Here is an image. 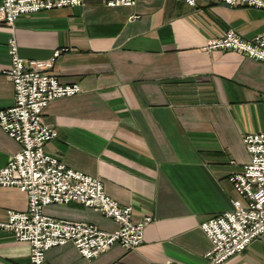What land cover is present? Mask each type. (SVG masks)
<instances>
[{
    "label": "crops",
    "instance_id": "1",
    "mask_svg": "<svg viewBox=\"0 0 264 264\" xmlns=\"http://www.w3.org/2000/svg\"><path fill=\"white\" fill-rule=\"evenodd\" d=\"M232 30L242 39L264 31V10L216 2L140 0L18 16L0 24V109L12 104L6 41L23 59L60 50L49 72L80 92L48 102L42 121L56 136L46 154L95 177L131 217L149 216L142 243L112 244L92 259L70 243L44 252L43 264H206L210 243L199 224L238 199L227 177L248 161L242 136L264 133V62L229 50L204 49ZM19 144L0 130V167ZM25 193L0 187V221L26 209ZM51 217L85 221L103 231L116 224L78 203L48 205ZM29 245L0 230V264H28ZM227 264H264V234Z\"/></svg>",
    "mask_w": 264,
    "mask_h": 264
},
{
    "label": "built area",
    "instance_id": "2",
    "mask_svg": "<svg viewBox=\"0 0 264 264\" xmlns=\"http://www.w3.org/2000/svg\"><path fill=\"white\" fill-rule=\"evenodd\" d=\"M107 7L132 6L140 0H101ZM188 6L216 2L228 7H252L264 10V0H179ZM83 0H0V24L11 26L24 14L54 8L81 5ZM207 51L229 50L264 62V31L245 40L226 30L206 40ZM9 67L6 78L13 89L12 104L0 109V130L19 144V149L0 167V187H15L25 193L26 209L6 211L0 230L11 233L15 241L29 245L28 264H43L44 252L70 243L80 257L88 260L112 244L132 250L142 243L149 216L131 217L130 206H120L102 189L99 179L72 170L56 157L46 154L44 144L56 132L42 121L44 109L53 99L80 92L76 83H61L49 72L60 50L46 59H23L18 55L14 37L6 41ZM242 143L248 161L239 172L227 177L238 199L231 209L207 218L199 224L209 240L204 253L206 264H227L255 238L264 234V133H247ZM78 203L111 219L116 228L103 231L85 221L54 218L43 212L52 204Z\"/></svg>",
    "mask_w": 264,
    "mask_h": 264
}]
</instances>
